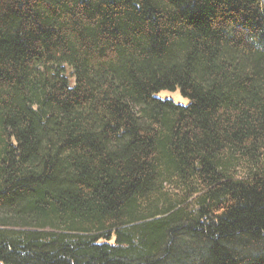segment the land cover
Masks as SVG:
<instances>
[{
  "label": "trees",
  "instance_id": "1",
  "mask_svg": "<svg viewBox=\"0 0 264 264\" xmlns=\"http://www.w3.org/2000/svg\"><path fill=\"white\" fill-rule=\"evenodd\" d=\"M0 264H264V0H0Z\"/></svg>",
  "mask_w": 264,
  "mask_h": 264
},
{
  "label": "rangeland",
  "instance_id": "2",
  "mask_svg": "<svg viewBox=\"0 0 264 264\" xmlns=\"http://www.w3.org/2000/svg\"><path fill=\"white\" fill-rule=\"evenodd\" d=\"M65 70H66V75L68 76V78L70 80V83L73 84L74 83L73 69L70 66L65 65ZM157 96H161L162 98H172L176 102H179L182 104H186L188 102L181 95V93L179 91H177V92H161V93H158Z\"/></svg>",
  "mask_w": 264,
  "mask_h": 264
}]
</instances>
